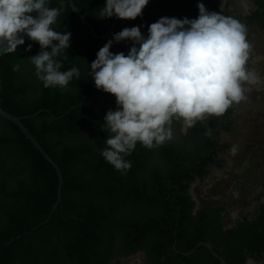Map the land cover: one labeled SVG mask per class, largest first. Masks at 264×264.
<instances>
[{
  "label": "trees",
  "instance_id": "trees-1",
  "mask_svg": "<svg viewBox=\"0 0 264 264\" xmlns=\"http://www.w3.org/2000/svg\"><path fill=\"white\" fill-rule=\"evenodd\" d=\"M74 3L99 35L112 26L115 17L99 16L106 0ZM198 3L217 12L208 0H150L142 17L118 19L106 39H96L68 0H51L50 7L64 9L55 29L72 34L61 70L76 66L81 72L67 91L46 89L37 79L27 58L40 52L38 43L26 39L16 52L1 55L2 108L20 117L42 110L23 123L58 163L64 184L51 218L28 234L48 219L59 178L18 125L0 116V264H106L116 244L128 255L144 252L147 264H221L201 244L207 242L228 264H243L249 255L264 258V203L252 219L232 228H224L227 219L221 222L209 204L193 212L192 181L205 176L207 163L227 146L217 138L224 117L198 122L186 135L175 122L171 141L151 150L137 145L124 175L100 155L107 138L103 117L117 105L91 80L97 52L124 28L141 26L147 37L148 26L162 17L195 19ZM131 46L114 42L111 51L127 55Z\"/></svg>",
  "mask_w": 264,
  "mask_h": 264
},
{
  "label": "clouds",
  "instance_id": "clouds-1",
  "mask_svg": "<svg viewBox=\"0 0 264 264\" xmlns=\"http://www.w3.org/2000/svg\"><path fill=\"white\" fill-rule=\"evenodd\" d=\"M48 2L0 0V55L16 52L26 36L40 46L38 54L27 58L37 79L46 89L67 91L81 72L76 66L61 70L72 34L55 29L63 5L46 7ZM149 3L106 0L99 16L135 20ZM197 7L195 19L160 18L148 26L147 37L141 26L114 33L90 64L96 88L113 95L117 105L103 117L107 138L100 155L122 175L131 170L126 158L138 144L149 150L160 147L173 139L175 122L187 131L198 122L223 117L234 105L247 102L253 86H264V77L249 69L253 47L247 25L210 12L203 3ZM123 41L132 43L128 54H114V42ZM12 70L18 72L20 64ZM230 151L236 155L238 147Z\"/></svg>",
  "mask_w": 264,
  "mask_h": 264
},
{
  "label": "flooded vegetation",
  "instance_id": "flooded-vegetation-1",
  "mask_svg": "<svg viewBox=\"0 0 264 264\" xmlns=\"http://www.w3.org/2000/svg\"><path fill=\"white\" fill-rule=\"evenodd\" d=\"M259 1L262 3L259 4L258 0H208V3L217 9V13L234 16L247 25L248 40L253 47L249 69L264 77V0ZM247 95V102L229 109L223 116L226 124L218 128L217 138L220 144L227 145L226 148L216 153L215 161L207 163L206 175L202 178L196 176L189 187L192 200L196 203L193 212L209 204L206 208L214 215H220L221 222L227 219L224 228H232L245 218L252 219L264 203V145H256L254 152L247 150V137L260 126L257 129L252 126L250 129L241 125L247 112L257 111L254 118L258 114L264 116V86H253ZM214 118L207 120V123ZM256 119L263 120L259 124L264 126V118ZM178 129L183 135L189 131H184L181 124ZM261 132L264 136L263 127ZM234 145L238 147L236 155L230 151ZM218 206L222 209L218 210ZM106 264L147 262L144 252L128 255L116 244Z\"/></svg>",
  "mask_w": 264,
  "mask_h": 264
},
{
  "label": "water",
  "instance_id": "water-1",
  "mask_svg": "<svg viewBox=\"0 0 264 264\" xmlns=\"http://www.w3.org/2000/svg\"><path fill=\"white\" fill-rule=\"evenodd\" d=\"M73 12L81 19V21L83 22L84 25H86L91 34L97 39H106L109 34L111 33V31L115 28L118 18L114 19V22L112 24V26L110 27V29L103 35H99L98 33H96V31L94 30L92 24L85 18V16L81 13V11L78 9V7L75 5L74 0H68ZM46 7H50V0L48 3H46ZM24 39H28L26 36L24 37ZM1 57V55H0ZM42 111V110H41ZM41 111L36 112L33 115L30 116H25V117H20V116H16L13 115L7 111H5L2 108L1 105V98H0V116L3 117L4 119H7L13 123H15L16 125H18V127L23 131V133L25 134L26 138L29 139L32 144L35 146V148L44 156V158L51 163V165L55 168L58 178H59V184H58V189H57V201L53 204L52 206V210L50 212V214L48 215V219L41 222L39 225H37L36 227H34V229L32 231H30L28 234L32 233L34 230H36L39 226H41L42 224H45L46 222H48V220L51 218L53 212L57 209L58 205L62 202V188H63V184H64V178H63V174L62 171L58 165V163L48 154V152L42 147V145L38 142V140L31 134V132L29 131V129L25 126V124L23 123V119L27 118V117H32L35 115H38ZM26 234V233H25ZM21 236H18L17 238H20ZM13 241V239L11 240ZM204 244L211 252L212 254L217 257L220 260L221 264H228L226 259L221 256L218 252H216L214 250V248L211 246L210 243H201ZM193 251V250H192ZM192 251H190L189 253H191ZM243 264H264V258L262 259H256L254 257H248L247 260L243 263Z\"/></svg>",
  "mask_w": 264,
  "mask_h": 264
},
{
  "label": "rangeland",
  "instance_id": "rangeland-1",
  "mask_svg": "<svg viewBox=\"0 0 264 264\" xmlns=\"http://www.w3.org/2000/svg\"><path fill=\"white\" fill-rule=\"evenodd\" d=\"M259 107L263 108V106H260V105H259ZM256 112L257 111H255V112L253 111L252 113L247 112V114L244 115V117L242 119V123H241L242 126L250 127V129L252 128V126H254L253 127L254 129H257L260 126L258 128V130H256V131L254 130L255 132L249 134L250 136L247 137L248 138V149L247 150H249L251 152H254V150H256V148H255L256 145H258V144L264 145V136H263V133L261 132L262 127L264 129V126H263V124H259L260 122L263 123V120L256 119V118H264V116H261L258 114L254 118L253 115ZM255 123H258V125ZM250 131H252V130H250Z\"/></svg>",
  "mask_w": 264,
  "mask_h": 264
}]
</instances>
